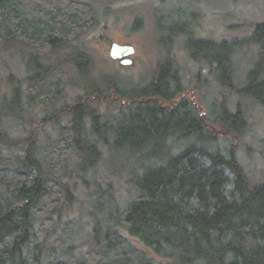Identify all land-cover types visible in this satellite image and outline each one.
<instances>
[{
  "label": "trees",
  "instance_id": "trees-1",
  "mask_svg": "<svg viewBox=\"0 0 264 264\" xmlns=\"http://www.w3.org/2000/svg\"><path fill=\"white\" fill-rule=\"evenodd\" d=\"M134 15L132 29L143 30L144 17ZM97 23L93 6L79 0H0V42L32 49L26 76L11 74L0 92V264H159L145 250L169 264H264V184L251 185L234 145L218 146L171 51L183 38L190 58L215 66V80L233 89L236 52L259 46L258 66L238 94L264 107V23L246 41L217 42L159 17L160 59L140 83L100 69L87 48L73 45ZM51 53L58 59L46 62ZM54 75L60 79L51 94L46 83ZM66 88L83 91L84 100L62 110L68 134H59L47 156L34 131L13 138L4 129L7 119L25 120V96L43 105ZM107 101L117 115L102 113ZM244 108L232 112L224 101L212 122L242 137L249 128ZM123 183L138 197L120 209ZM80 189L106 211L107 227L95 217L91 248L76 257L74 221H65Z\"/></svg>",
  "mask_w": 264,
  "mask_h": 264
},
{
  "label": "rangeland",
  "instance_id": "rangeland-1",
  "mask_svg": "<svg viewBox=\"0 0 264 264\" xmlns=\"http://www.w3.org/2000/svg\"><path fill=\"white\" fill-rule=\"evenodd\" d=\"M88 3L98 13V23L85 32L79 42L74 46H84L97 60V67L102 70L116 73L124 79L135 83L142 82L150 72L156 69L160 59L159 17L164 23H187L195 37L213 41H246L253 35L256 25L264 23V0H79ZM112 13V14H111ZM134 14L144 17L146 26L143 30L135 32L133 28ZM14 30V28H13ZM161 35H163L161 33ZM14 36V34H13ZM15 37V36H14ZM12 37L14 40L15 38ZM114 44L131 46L134 53L129 56L131 65L124 66L121 61L111 58V50ZM31 48L24 43L12 42L3 44L0 42V92L7 91L6 80L13 74L17 78H24L26 72V60L30 58ZM172 56L180 71L183 85L188 99L198 111L208 117L210 126L219 136L218 146L227 151L230 146L237 148V156L243 166L252 186L264 184V107L253 99H243L240 91L248 81L250 74L257 68L259 55L262 50L257 45L245 46L235 55V72L233 77V89L220 85L216 80L215 66L205 62H194L188 50L185 48L183 38L174 42ZM44 56V53L40 52ZM58 59L51 53L46 58ZM66 79L65 76H63ZM60 79L54 75L46 85L51 94L55 91V83ZM227 79V78H226ZM24 86L26 96L29 90ZM1 95V94H0ZM24 98L25 120L7 119L4 129L13 138L26 137L33 131L38 135L41 154L47 156L51 145H54L59 134H68L66 127L70 126L69 118L62 110L77 103L80 98L84 100L81 90L66 88L63 95L53 102L38 100L31 106L28 98ZM226 101L229 109L235 112L239 104L244 105V110L249 115V128L242 137L228 134L221 126L212 122L218 114L222 103ZM100 109L107 117L117 115L119 107H112L107 102L100 103ZM57 115V116H55ZM55 116V117H53ZM214 125V126H213ZM62 127L65 128L62 130ZM3 153H14V150L3 149ZM120 160L116 157V162ZM110 166V163H109ZM103 188H107L104 184ZM126 185L121 184V193L118 195V206L125 208L132 200L137 199V194H128ZM78 202L71 209L66 221H74L73 244L77 246L75 256H82L90 250L88 244L95 227V217L100 219L101 225L107 227L104 217L106 211H98L90 197V191L80 189L77 192ZM106 206H110L108 199L102 200ZM110 210L114 208L110 207ZM64 224L61 226L58 236L64 234ZM127 237L125 232H122ZM129 238V237H128ZM132 244L145 250L141 244L130 238ZM148 256L159 264H169L167 260H161L145 250ZM126 254L129 255L128 252ZM114 258V256H111Z\"/></svg>",
  "mask_w": 264,
  "mask_h": 264
},
{
  "label": "water",
  "instance_id": "water-1",
  "mask_svg": "<svg viewBox=\"0 0 264 264\" xmlns=\"http://www.w3.org/2000/svg\"><path fill=\"white\" fill-rule=\"evenodd\" d=\"M134 53V48L131 46H121L118 44H114L111 50V58L114 60L121 61V64L124 66H128L132 64V61L129 60V56ZM199 108L198 106H195ZM204 114H202V117Z\"/></svg>",
  "mask_w": 264,
  "mask_h": 264
}]
</instances>
